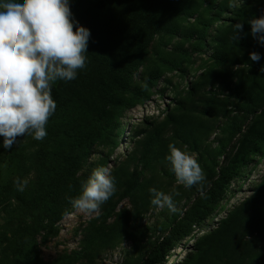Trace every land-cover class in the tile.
I'll use <instances>...</instances> for the list:
<instances>
[{
	"label": "rangeland",
	"instance_id": "374dc122",
	"mask_svg": "<svg viewBox=\"0 0 264 264\" xmlns=\"http://www.w3.org/2000/svg\"><path fill=\"white\" fill-rule=\"evenodd\" d=\"M263 5L264 0H184L167 13L163 28L139 56L125 95L126 102L134 94L148 100L107 111L103 126L116 137L100 139L79 173L90 177L95 169L106 168L115 178L114 195L98 214L86 215L69 203L57 234L44 244L38 236L29 264H142L176 222L202 205L244 135L255 130L264 137V46L252 36L249 21L237 17L258 13ZM117 18L114 12L111 23ZM237 23L244 27L236 34ZM99 52L116 60L121 49L105 40ZM252 52L261 55L259 62L250 60ZM95 67L86 63L75 80L54 85L88 91ZM158 72V82L147 89L150 74ZM170 144L198 162L204 176L200 183L190 188L177 184L165 159ZM40 146L24 136L10 150L0 147V259L18 219L8 210L20 207L19 195L32 191L41 174L39 162L28 161ZM6 182L10 193L3 190ZM150 188L170 195L176 211L153 205ZM226 221L232 224L227 233ZM191 230L201 238L197 244L184 238L181 247L170 252L168 246L150 264H264V140Z\"/></svg>",
	"mask_w": 264,
	"mask_h": 264
},
{
	"label": "trees",
	"instance_id": "16d2710c",
	"mask_svg": "<svg viewBox=\"0 0 264 264\" xmlns=\"http://www.w3.org/2000/svg\"><path fill=\"white\" fill-rule=\"evenodd\" d=\"M182 1L71 0L70 10L75 20L91 33L85 55L89 66L96 65L95 79L88 91L74 86L68 89L64 83H60L59 87L52 85L51 95L57 105L56 111L46 124L47 136L40 141V149L28 154L31 164L39 162L42 166L41 174L32 191L19 195L22 196L20 207L8 210L9 215L16 213L18 219L7 245L2 249L0 264H29L36 252L38 236L44 244L57 234V224L69 213V201L81 194L82 185L89 178L79 173L93 154L95 145L100 139L116 137L110 136L103 126L107 111L123 109L127 103L130 107L143 105V101L148 100V97L134 94L126 102L125 95L135 80L139 56L163 28L167 13ZM114 12L118 13V18L111 23ZM261 15H264V7L258 13H238L237 17L250 21ZM199 39L204 41L202 33ZM105 40L121 49L117 61L108 57L106 52L99 54L100 45ZM160 75L159 72L150 74L147 89L156 85ZM260 117L264 118V108ZM243 139L232 163L212 182L202 205L196 206L192 216L176 222L170 233L155 244L153 252L142 264H150L168 246L172 245L170 252L181 247L184 238L189 237L195 244L200 241L201 238L192 235L191 228L206 217L207 207L225 194L232 177L237 170L245 167L247 157L257 154L264 137L260 132L251 130ZM3 188L5 193L12 190L7 182ZM224 224L227 233L232 224L229 221ZM186 258L184 254L181 259L185 261Z\"/></svg>",
	"mask_w": 264,
	"mask_h": 264
},
{
	"label": "clouds",
	"instance_id": "9594fccd",
	"mask_svg": "<svg viewBox=\"0 0 264 264\" xmlns=\"http://www.w3.org/2000/svg\"><path fill=\"white\" fill-rule=\"evenodd\" d=\"M71 0H0V137L10 150L18 137L42 141L46 124L57 105L52 85L70 82L86 67L90 30L80 26L70 10ZM251 34L264 46V15L251 19ZM75 27V31H73ZM244 24L234 25L235 33ZM253 62L261 55L249 54ZM264 73V66L260 68ZM165 159L177 184L190 188L200 183L203 172L186 151L170 144ZM115 178L106 168L95 169L82 185L81 194L69 202L86 215L98 214L100 207L115 193ZM151 203L175 212L172 197L155 188Z\"/></svg>",
	"mask_w": 264,
	"mask_h": 264
},
{
	"label": "bare ground",
	"instance_id": "6f19581e",
	"mask_svg": "<svg viewBox=\"0 0 264 264\" xmlns=\"http://www.w3.org/2000/svg\"><path fill=\"white\" fill-rule=\"evenodd\" d=\"M139 112V111H138ZM118 151H121V152H123L124 151V147L123 148H121L120 150H118ZM188 240H190V238H188ZM181 249H179L178 251H180ZM182 252V251H181ZM183 253V252H182ZM182 255V254H181ZM175 258V257H174Z\"/></svg>",
	"mask_w": 264,
	"mask_h": 264
}]
</instances>
